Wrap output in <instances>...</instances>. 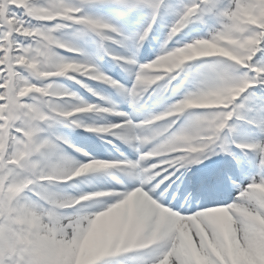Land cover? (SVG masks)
<instances>
[{
	"label": "snow or ice",
	"instance_id": "1",
	"mask_svg": "<svg viewBox=\"0 0 264 264\" xmlns=\"http://www.w3.org/2000/svg\"><path fill=\"white\" fill-rule=\"evenodd\" d=\"M95 2L97 0H24V3L20 4L13 2V0H0V61H3L0 63V106H6L2 116L9 118L7 121L0 118V127L3 129L0 131V137L6 140V148L0 152V264H67L63 258L57 259L54 254L45 259L38 258L33 254L31 246L20 242L19 237L25 235L28 229L24 225L17 224L15 219L25 212L34 211L40 215L42 226L38 231L41 235L49 233V228L43 227V225H48L55 233L57 240L67 242L73 239H83L96 216L118 208L133 194H136L138 198L141 194L147 197L139 207L140 215L150 216L143 234L135 244H132L131 241L125 243L122 249L103 256L97 260L96 264H124V261L118 258L138 250H146L148 253L153 254L148 264H195L192 259L193 245L197 251L202 252L209 258V264H222L210 247V244H216L220 247L224 241L219 231L205 218L209 210L229 209L233 211L236 227L235 240H238L242 247H247L252 236L261 231V226L254 218L257 216L264 218V194H260L255 190L256 185H264V140L242 144L236 139L239 122L248 120L249 107L247 102L250 97L255 95L254 92L249 90L259 86L261 98H264V17L256 24H247L241 27V14L244 10H248L259 15L261 11H264V0H227L226 3L225 0H189L178 11L174 22L169 26L167 40L162 48L163 54L158 55V57L173 54L177 50L214 43L231 50L235 55L246 57V59L240 63L232 59L231 56L202 54L187 59L171 72L156 74L162 75L164 77L162 80L168 77L166 85L171 84L179 75L177 70H182V66L186 62L195 61L198 58H214L205 62L194 90L171 105L162 114L154 115L143 122L144 125L154 126L157 122L165 121L166 118H173L167 121V127L164 129L165 132H169L171 137L167 139L166 143L140 155L139 160L131 162L129 168H121V171L126 173L131 172L133 169H142V172L133 174V178L140 182L139 186L134 183L127 186L126 190L118 196L103 201H93L92 196L89 195L67 199L50 193L40 194L36 190V185L39 183L41 176H46L49 179H67L65 177L70 176L78 169L87 167L92 161L102 160L92 157L89 162H82L59 155L63 145H72L65 137L45 135L51 125L60 120L61 117L73 118L76 117L77 113L93 111L109 113L112 108L87 104L86 106H76L73 109L89 105L94 107L90 111L68 115L67 113L73 109L61 110L59 105L49 104L45 99H40L37 103L32 101L29 95L19 96L18 94L24 86H37L33 82V77L38 76L28 66L16 62L24 56H28L33 60L40 59L38 50L44 46V42L32 33L48 35L49 40L52 41L50 55L58 65H62L65 63L64 57L57 54L53 45H59L60 48L77 52L81 50L78 48L73 49L71 46L57 40L54 32L61 27L72 25L90 30L100 39L101 46L106 54L117 60H125L128 65H135L138 68L134 74V83L131 87H125L120 82L104 74L91 61L75 62L91 68L92 70L88 73H70L81 74L90 79L118 87L132 98L134 104L148 94L153 85H157L156 82L148 86L149 82H146L143 78L148 72L150 63L156 61L158 57L151 62L137 64L132 58L121 57L116 53L111 45L124 46L130 37L110 21L88 16L86 8ZM112 2L129 13L140 8L150 10L151 21L142 32L137 33L135 36L137 44L140 46L152 32L161 10H171L172 8L168 0H112ZM40 13H47L48 15L45 16ZM205 16H213L218 21L216 29L211 31L206 38L200 37L183 46L169 47L173 39L190 23L194 20H203ZM33 21L55 23L53 26L48 27L36 25ZM64 22H72V25H66ZM21 37L31 38V40L25 41ZM225 38H235L244 44L249 40H254L256 43L246 47H237L225 43ZM42 70L51 71L52 69L46 67ZM10 73L15 77L11 84L9 83ZM70 78L76 79L74 76ZM78 82L82 81L78 80ZM38 87H50L52 89L53 86L47 84ZM214 93H222L226 97L224 102L212 107L191 108L208 109V111L200 114L189 113L194 117L191 126L188 125L176 131L174 125L179 117L177 114L172 113H175L177 109H180L182 105L193 98H200ZM65 95L76 97V94L71 92L65 93ZM25 97H29L31 102H25L23 99ZM101 98L103 99V97ZM14 102L19 107L13 116L10 113L13 111ZM80 104L84 105V102L81 101ZM29 108L37 109L38 117H34ZM115 115L123 118V120L120 123H112L110 126L102 127L99 131L96 130L97 127H89L87 130L109 133L126 142L139 140L143 145L148 144L147 137L141 138L134 131L142 125L134 124L133 120L122 111L115 112ZM62 122L67 123L68 121ZM71 124L77 127L82 126L77 119H72ZM258 126L261 134H264V119L258 122ZM197 130H199V134L196 139L189 142L186 138ZM177 137L187 142L177 143ZM233 145L239 148L254 149L258 157V168L260 170L259 174L254 176L247 185H237L231 175L228 176L229 181L234 186L239 187V196L234 202L212 206L202 204L199 209L194 206L196 191L206 193L221 178L222 170H218L200 177H193V187L188 190L184 197L185 207L177 210V205L165 206L166 201L163 193L167 185L165 188H160V184L164 183L163 179L158 183L155 182L156 177H159L161 173L157 170L158 165L152 163L149 157H164V163L173 169L170 176L165 177V179H170L171 176H175L177 173L184 176L192 171V165L203 164L204 161L211 160L212 157L221 154L232 156L239 164L240 160L233 151ZM173 148L181 150H171ZM75 150L77 152L82 151L79 148ZM140 150L138 149V151ZM49 151L56 152L59 155L58 163L53 164L47 160L37 159V154L46 156ZM165 153L174 155L165 157ZM83 154L85 156L89 155L88 153ZM105 161L117 162L120 165L125 163V160ZM41 168L44 169L43 172L40 171ZM17 185L22 187V191H19L13 197L11 192ZM157 188H160L159 192L156 191ZM29 193L32 195L30 196ZM95 193H107V195L99 197L111 195L102 191ZM169 195L171 194L169 193ZM83 197L90 198L83 199ZM73 201L79 202L72 203ZM81 201H90V203L82 204ZM73 205L80 206L77 208ZM100 207L106 210H99ZM64 209L70 210L64 211ZM237 210H245L249 215H240ZM162 212L168 216L169 222L161 229L160 237L153 240V233L157 229ZM177 220L188 225L184 231L190 237V241L178 228L173 227ZM194 220L201 222L200 227L195 225ZM51 247L49 245V248Z\"/></svg>",
	"mask_w": 264,
	"mask_h": 264
},
{
	"label": "rangeland",
	"instance_id": "2",
	"mask_svg": "<svg viewBox=\"0 0 264 264\" xmlns=\"http://www.w3.org/2000/svg\"><path fill=\"white\" fill-rule=\"evenodd\" d=\"M13 2L23 4L24 0H13ZM187 2H189V0H168V3L172 6L171 10H161L160 16L154 25L153 32L151 33L150 37H148L143 42L142 46L137 44L135 36L137 33L143 31V29L151 21L150 19L147 21V24H145L144 21L138 31H134L135 29L127 30L126 20H128V15L133 12H126L120 6L113 3L112 0H97V2L90 4L86 8V14L90 17L101 18L110 21L114 25H117L127 36L130 37V39L125 42L124 46H120V48L115 44L111 45L112 49H115L121 57H130L135 60L137 64H144L155 60L158 55L163 54L162 48L165 41L167 40L169 26L174 22L178 11L181 10L183 4ZM226 2L227 0H225V3ZM140 9H137L134 11V13L139 12ZM147 10L150 12L149 9ZM40 14L45 16L48 15L47 13ZM241 15V27H243L247 24L258 23L259 20L264 17V11H261L259 15H257L248 10H244ZM38 23L41 24L40 26L50 27L53 26L55 22L39 21ZM64 23L66 25H72V22ZM217 25L218 21L213 16H205L203 20H194L188 25L187 28L182 30V32L173 39L169 47L183 46L184 44L192 42L194 39L200 37L206 38L211 31L216 29ZM32 35L38 36L39 39L44 42V46L38 50L40 59L33 60L28 56H24L21 57V60L19 58V62H16L20 64L25 62L31 68L33 67L42 77L52 75L53 79L44 82L42 86L51 84L53 86L52 91L55 94L44 97L45 95L43 92L35 91V86L32 87V85H26L21 89L20 93L18 94L19 96L29 95L31 100L36 101L37 103H39L40 99H45L49 104L59 105V109L61 110H72L76 106H86L87 104L110 107L112 108V111L109 113H100L97 111L89 113H77L76 117L73 119H77V121L82 124V127L87 130L89 127H105L110 126L112 123H120L123 118L116 116L115 112L122 111L133 120L134 124L142 125L141 127L134 129L136 135L140 136L141 138H148V144L143 145L139 140H130L126 142L119 139L118 136L96 131H91L92 133L89 137L84 136L82 139H74L70 135L67 139L70 141L72 146L63 145L59 155H63L69 159L82 162H89L90 158L95 157L96 159L102 160H95L91 163H101L105 160V158H103L105 155H115L117 160H125L129 168L131 162L139 160L141 153H135V151L138 150V147H146L145 151L142 152V154H144L145 152L151 151L152 149L159 147L161 144L166 143L167 139H170L171 137L169 132H165L164 129L167 127V121L173 118H166L165 121L157 122L154 126L144 125L143 122L150 119L154 115L162 114L169 107H171V105L180 99H183L190 91L194 90V86L198 82L200 71L205 62L214 59L198 58L195 61L186 62L188 63V66L178 81L167 85V80L158 81L157 85H153L151 87L148 94L144 95L134 104L132 102V98L120 88L114 87L106 82L90 79L89 77H85L81 74L70 73L75 72L72 69L64 68L56 72L43 71L42 68H46L49 60L52 59V56L50 55V46L52 41L49 40L48 35L44 33H32ZM54 36L57 40L71 46V48H78L81 50L80 52H77L75 50L60 48L59 45H53V48L56 50L57 54L64 57V62L91 61L97 65L104 74L120 82L125 87H131V85L134 83V74L135 71L138 70L135 65H128L125 60L117 59L115 63L111 64L109 63V60H105L103 62L104 59L101 58L98 47L94 45H91L92 51L86 52L85 46L88 41L90 42V40H88L89 37H87L81 26L72 25L61 27L54 32ZM225 43L237 47H246L256 43V41L249 40L246 42V44H244L235 38H225ZM193 49L195 50L196 54L192 57L201 55V52H203V54L213 55L212 52H214L215 49L217 50V53L215 52L216 54L231 56L232 59L240 63L246 59V57L235 55L231 50L214 43H207ZM148 54L151 55V58H148ZM115 65L117 67H115ZM65 72H69L70 74H68L64 80L56 78V75H60ZM73 76L76 77V79L70 78ZM14 78L15 77L13 76L12 79ZM78 80L82 82H78ZM249 91L260 93V88L257 86L255 89ZM68 92L75 93L76 97L65 95V93ZM117 93H119L120 97L117 96ZM29 97L23 98L24 101L31 102ZM101 97H103V99ZM161 98H163V100ZM197 99L200 100V103L195 105L196 107H212L223 103L226 97L222 93H214ZM249 100L247 102L248 104ZM81 101L84 102V105L80 104ZM5 107L6 106H0V118H3L7 121L9 118L2 116ZM18 107L19 106L14 102L13 111L10 113V115L14 116L15 111L18 110ZM29 111L34 117H38L39 113L37 109L29 108ZM205 111H208V109H194L187 112L184 116H181V113L177 114L179 119L174 125V128L176 131H179L181 128L187 127L194 118L193 116L189 115V113L200 114ZM260 114L261 116H264V109L260 112ZM252 117L253 116H251V118ZM249 119L250 114L248 111V120L239 122V129L236 139L238 142L241 141L240 143L242 144H251L260 140H264V134H261L260 129L256 132V134H254L249 132L248 128H245L243 124L249 122ZM2 130V127H0V131ZM58 134L60 135L58 127L54 124L51 125V127L45 133L47 136L59 137ZM198 134L199 130H197L194 134L189 135L186 139L190 142L191 140L196 139ZM5 148L6 140L3 137H0V152L4 151ZM76 148H79L82 151L77 152L75 150ZM233 151L237 153L240 152L241 155L243 154L245 156L244 165L247 164L248 170L242 173L240 179L234 178L235 174H233L234 176L231 177L233 180H235L237 185H239V182L240 185H247L250 183L251 179L254 176H257L260 172L258 168V157L255 154V150L251 148L233 147ZM83 153H88L89 155L85 156ZM59 155L56 152L49 151L47 152L46 156H40V154H37V159L41 161L47 160L48 162L54 164L59 162ZM173 155L174 154L172 153L164 154L165 157H172ZM228 160L230 161V159H227L223 163L224 165L221 168L222 176L219 181H217L219 183H225L226 185H223L221 190H218V186H216L217 191L215 190L212 197H206L204 196V193H201L194 201V206L197 209H199L202 204L212 206V203H232V201L230 202L232 198L228 200L225 199L227 196L231 197V195H233L234 198H238L239 187L234 186L233 183L230 182L229 179H225L224 176V168L228 167ZM159 162L164 166L162 168L165 169L161 171V177H156L155 182L158 183L161 179H163L164 183L160 184V188H165L167 185V188L163 193L166 201L165 206L171 207L173 205H177V210L179 208L185 207L186 202L181 200L180 193L184 190L182 189L183 187L185 188L187 186V191L185 194L190 188L193 187L192 180L193 177L196 176L193 169L190 174L188 173L189 175L182 176L181 174L177 173L175 176H171V178L168 179L170 181H167L165 177H169L172 170L169 169V165L164 163V157H159ZM117 170L119 171L118 174H106L102 176L98 173L91 172L90 175L81 176V179L79 178L78 181H75L77 180L76 178H72L70 180L66 179L64 181L62 179L61 181V178L49 179L46 176H41L39 183L36 185V190L40 194L50 193L56 196L65 197L67 199L79 198L83 195H97V197L107 195V193H95L102 191L108 192L111 195L107 197H99L97 201L109 200L125 191L127 186L136 183L138 180L133 178V174L136 172H142V169H133L131 172L127 173L121 171L120 168H117ZM40 171L43 172L44 169L41 168ZM160 188H157L156 191L159 192ZM213 188L214 186L212 189ZM19 191L22 190L17 185L12 189L11 195L14 197L19 193ZM169 193L171 195H169ZM29 195L31 196L32 194L29 193ZM128 201L129 200H127V202ZM113 202H115V200H113ZM125 204L126 202L122 203L118 208L110 210L108 213H103L96 216L95 220L92 222L91 228L87 231L85 236L88 239L92 237L93 241H98L99 237H101V234L110 236L113 227L117 229L120 227L122 228L121 230L125 232H131L132 230V236L133 238H136V233L138 230L133 228L131 212L126 209ZM99 210L106 209L100 207ZM220 211L223 212V216H221L222 218H216L215 215H210L212 210H209L205 218L216 230L219 231L223 237L224 243L220 247H218L216 244H210L213 252L217 251V254L215 253V255L221 260L222 264H264V218L257 216L261 219V221H263V226L259 224L261 226V231L252 236L247 247H242L239 241L235 240L236 227L233 211L229 209H220ZM239 214L241 215L240 212ZM224 221H230V224L233 225L230 231L227 230V225L220 224L221 222L224 223ZM15 222L17 224L26 226L28 229L25 235L19 237V240L21 243L31 246L32 252L36 257L45 259L54 252V248H49V244L46 240V237L49 236L50 233L54 232L51 230L50 226L43 225V227L49 228V233L43 235L39 233L38 230L42 226V218L39 214L34 211H27L24 214L16 217ZM168 222V216H166L164 224H158V226L164 227ZM194 223L197 227H200L201 222L199 220H194ZM177 224L178 220L173 225V227L176 228ZM76 241L79 242V244L82 243L81 247L84 248L85 254L84 263L79 262V264L91 263L97 257H99V255H105L101 254V252L92 253V250L90 247H88V245L84 247L83 239H73L70 242L75 244ZM119 244H123V242L119 241ZM231 247L235 249V255L233 257L229 256ZM74 250L77 254H79V246L74 247ZM218 251L220 253H218ZM110 252H113V250H107L102 253ZM152 255V253L139 254L138 256H135L124 262V264H148V262H150L152 259ZM192 259L195 261V264H209V258L202 252H199V255L192 253Z\"/></svg>",
	"mask_w": 264,
	"mask_h": 264
},
{
	"label": "bare ground",
	"instance_id": "3",
	"mask_svg": "<svg viewBox=\"0 0 264 264\" xmlns=\"http://www.w3.org/2000/svg\"><path fill=\"white\" fill-rule=\"evenodd\" d=\"M217 50L214 49V52H212L213 54H216ZM216 52V53H215ZM137 149H141L140 151L136 150V152H144L146 147H138ZM154 161H156L158 159V157H154ZM106 160H116V157L115 156H109V157H106L105 158ZM155 164L158 165V169L161 173L162 169H161V164L159 163V161H156ZM115 165H118L122 168H128V165L123 163V164H118L116 162H111V161H102V163H91V165L87 166L86 168H84V173L82 175H86V174H90L91 172L93 171H106V170H110L111 168H113V166ZM172 169V168H170ZM81 175V176H82ZM79 176V177H81ZM65 178H68V177H65ZM63 179V178H61ZM63 180H66V179H63ZM136 185H139L140 182L137 181L135 183ZM255 190L260 193V194H264V186L262 185H257V187L255 188ZM181 196L182 198L185 197L184 193H181ZM195 196L196 193H195ZM230 202H234L236 198L233 197V195H231V197L227 196L225 199H230ZM147 199L146 195L144 194H141L139 196V198L137 197L136 194H133L132 197H130L129 201L127 202L126 201V209H128L130 212H131V219H133L132 221V224H133V228L138 230V235H137V238H133L132 237V233L129 231V232H124L122 231L120 228L118 229H115L113 230L112 229V233L110 236H106V234H101V237H99V240L98 241H93V238L90 237L89 239L85 236L83 238V244H84V247L86 245H88V247L91 248V252L92 253H95V252H101V254H105L106 253H102V252H105L107 250H113V252L115 251H118L121 249V247L123 248V246L125 245V243L131 241L132 244H135L136 241L140 238V236L143 234V231L144 229L146 228L147 226V223L150 219V216L146 215V216H142L139 214V207L140 205ZM185 200V199H184ZM72 203H77V202H72ZM82 204H85V203H82ZM214 205V204H213ZM80 205H73V207H79ZM125 207V206H124ZM238 212L241 213V215H244V216H248L249 213H247V211L245 210H237ZM223 212H221L220 210H212V212H210V215L212 216H216V218H222L221 216ZM166 214L165 213H161V216H160V220L158 221V224L162 225L164 224V221L166 219ZM258 224H262L263 221H261V219L259 217H255L254 218ZM221 225H227V230L230 231L233 227L232 224H230V221L229 222H226L224 221L220 223ZM188 225L186 223H183L182 221L178 220V224L176 226V228H178L184 235L187 239H189L190 241V237L187 235V233L184 231L185 228H187ZM163 227H159L157 226V229L156 231L153 233V237L152 239L155 240L156 238L160 237V234H161V229ZM46 240H47V243L49 245L52 246V248H54V252L52 254L55 255V257L57 259H60V258H63L67 264H78L77 260L79 262H82L84 263L85 261V254H84V248L81 247V244H79V242L76 241L75 244H72V242L70 241H62V240H57L56 239V236H55V233H50L49 236L46 237ZM119 241L123 242V244H119ZM79 246V254H77L74 250V247H78ZM120 248V249H119ZM51 250V249H50ZM111 252V254L113 253ZM199 252L200 251H197L195 246L193 245L192 246V253H194L195 255H199ZM138 253H141V252H138ZM137 253V254H138ZM217 254V251L214 252ZM218 253H220L218 251ZM235 249L233 247H231L230 251H229V256L233 257L235 254ZM108 254V253H107ZM103 256V255H101Z\"/></svg>",
	"mask_w": 264,
	"mask_h": 264
},
{
	"label": "clouds",
	"instance_id": "4",
	"mask_svg": "<svg viewBox=\"0 0 264 264\" xmlns=\"http://www.w3.org/2000/svg\"><path fill=\"white\" fill-rule=\"evenodd\" d=\"M195 50L193 48H185L181 50H177L173 54H165L163 57H158L156 61L150 63L149 69L147 74L144 76V80L146 82H149L148 86H151L152 83H156L159 80H162L164 77L162 75H156L157 73H166L173 71L178 65L184 63L187 59H190L193 55H195ZM203 52H201V55ZM47 67L52 69L51 72H56L61 69H72L75 72H80L81 74H86L89 71H91V68H87L84 65L75 63V62H65L62 65H58L53 59H50ZM35 91L37 92H43L45 96L53 95L55 94L50 87L47 88H41L36 86ZM200 103V100L197 98H193L186 102V104L182 105L180 109H177L175 113L172 114H179L183 113L185 110L195 108V105H198ZM94 106H87V107H80L75 108L71 112L67 113L68 115H73L76 112H83V111H90ZM191 126V123L189 124ZM102 127H97V131L101 130ZM177 143H185L187 141L179 139L177 137L176 139ZM171 150H181L178 148H173ZM84 173V168L78 169L75 172H73L70 176H68L67 179H72L74 177H78Z\"/></svg>",
	"mask_w": 264,
	"mask_h": 264
},
{
	"label": "trees",
	"instance_id": "5",
	"mask_svg": "<svg viewBox=\"0 0 264 264\" xmlns=\"http://www.w3.org/2000/svg\"><path fill=\"white\" fill-rule=\"evenodd\" d=\"M150 15H151V13L146 8L140 9L139 12L134 14L133 20L131 21V23H129L131 25H129V24L126 25L127 30L135 29L134 31H138L141 28L142 23L144 21H145V24H147V21L150 19ZM38 22L39 21H37V22L33 21L34 24L37 23L36 25L39 24V26H40L41 24ZM21 39L25 40V41L31 40V38H23V37H21ZM20 60H21V58H20ZM0 62H3V61H0ZM12 78H13V76H12V74H10V81H9L10 84L12 83L13 80H15V78L14 79H12ZM37 86H40V85L37 84ZM248 106H249L250 115H253L255 117H256V115L259 116V112L262 111V109L264 107V98H261L260 93H255V95L252 96L251 101L249 102Z\"/></svg>",
	"mask_w": 264,
	"mask_h": 264
}]
</instances>
